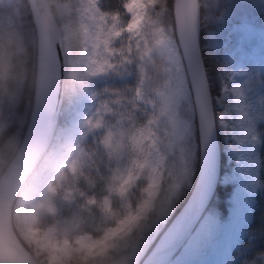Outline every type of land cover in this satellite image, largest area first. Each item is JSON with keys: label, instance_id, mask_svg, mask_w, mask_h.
Instances as JSON below:
<instances>
[{"label": "rangeland", "instance_id": "374dc122", "mask_svg": "<svg viewBox=\"0 0 264 264\" xmlns=\"http://www.w3.org/2000/svg\"><path fill=\"white\" fill-rule=\"evenodd\" d=\"M46 1L62 35L66 82L51 147L21 188L16 230L40 264H140L168 224L196 153L192 122L181 116L191 90L165 0ZM231 33L238 35L221 45L226 62L213 76L212 95L228 165L219 182L229 186L225 216L209 207L203 241L191 251L183 246L170 264L233 263L260 190L262 97L251 90L244 63L264 75V29L245 21ZM29 83L33 89V77ZM136 106L147 113L141 124L128 117ZM17 140H7L11 150ZM5 164L0 157V171Z\"/></svg>", "mask_w": 264, "mask_h": 264}, {"label": "water", "instance_id": "95a60500", "mask_svg": "<svg viewBox=\"0 0 264 264\" xmlns=\"http://www.w3.org/2000/svg\"><path fill=\"white\" fill-rule=\"evenodd\" d=\"M35 32L36 67L30 115L19 147L0 175V264H40L12 226L14 202L54 137L66 77L60 28L46 0H26ZM186 19L177 22V45L191 89L200 142V167L190 195L141 264H169L184 246L180 226L200 220L220 177V147L212 97L199 45V0H186Z\"/></svg>", "mask_w": 264, "mask_h": 264}, {"label": "trees", "instance_id": "16d2710c", "mask_svg": "<svg viewBox=\"0 0 264 264\" xmlns=\"http://www.w3.org/2000/svg\"><path fill=\"white\" fill-rule=\"evenodd\" d=\"M237 1L199 0L200 50L212 95L216 92L215 78L213 76L220 71L226 62L224 48L221 45L228 39L226 34L231 27L236 23L246 21L259 29L264 28V0H246V2L236 6ZM106 2L107 4L118 2L120 5L121 0H107ZM173 2L174 0H165V6L167 7L165 17L169 29L172 30L171 34L176 40ZM236 36V34H230L229 38L232 43H234ZM251 42H254V40L245 41L243 45L248 47ZM34 53V29L26 1L0 0V146H2L0 157H4L6 163L15 152V148L11 150V145L7 144V140L13 134H16L18 135L17 143H19L28 118L32 99V83H29V81L34 74ZM9 63L13 64L11 72L6 71L9 68L6 65H9ZM20 63H23V72L21 71ZM244 69L248 74L254 76L253 79L248 80L249 86L252 87L251 90L258 91V94L262 97L261 101L256 105L258 116L256 132L260 143L257 149L258 158L260 159L258 174L260 190L255 198L251 222L244 228L238 248L233 251L232 258L234 262L231 264H264V75L258 77V71L250 63H245ZM24 78H27V80ZM25 101L28 103L27 112L24 111L26 106L23 108ZM17 105L20 108H17ZM184 107L181 116L188 118L192 122L196 153L192 160L193 173L189 178V182L183 186L179 197L173 203L171 218L187 200L197 175L199 163V144L191 99L190 103ZM134 113L135 115H128L132 123L136 120L137 123L141 124L144 117L147 116L146 111L139 106H136ZM21 117L25 118V120L20 127L18 120ZM221 138L218 133L220 147H222ZM220 157L222 175L226 172L228 165L225 163V155L222 152ZM102 163L104 162H92V165L99 167ZM3 168H1V171ZM228 191V185L218 184L214 199L210 203V207L212 206L219 210L220 218L225 216L223 199ZM164 197L165 193L163 191L158 205ZM18 200L19 197L16 199L13 209L12 223L14 228H16L14 212ZM16 234L19 237L17 230Z\"/></svg>", "mask_w": 264, "mask_h": 264}, {"label": "snow or ice", "instance_id": "6c2138e0", "mask_svg": "<svg viewBox=\"0 0 264 264\" xmlns=\"http://www.w3.org/2000/svg\"><path fill=\"white\" fill-rule=\"evenodd\" d=\"M211 222L207 219L198 220L192 225L180 226V238L184 241L185 249L191 251L205 238L206 230L211 228Z\"/></svg>", "mask_w": 264, "mask_h": 264}, {"label": "bare ground", "instance_id": "6f19581e", "mask_svg": "<svg viewBox=\"0 0 264 264\" xmlns=\"http://www.w3.org/2000/svg\"><path fill=\"white\" fill-rule=\"evenodd\" d=\"M186 12H187L186 0H177L175 7V14L178 24H182L185 21Z\"/></svg>", "mask_w": 264, "mask_h": 264}, {"label": "clouds", "instance_id": "9594fccd", "mask_svg": "<svg viewBox=\"0 0 264 264\" xmlns=\"http://www.w3.org/2000/svg\"><path fill=\"white\" fill-rule=\"evenodd\" d=\"M0 150H2V146H0Z\"/></svg>", "mask_w": 264, "mask_h": 264}]
</instances>
